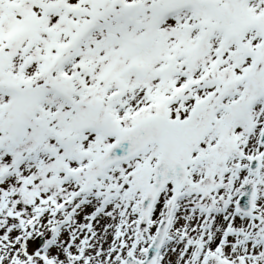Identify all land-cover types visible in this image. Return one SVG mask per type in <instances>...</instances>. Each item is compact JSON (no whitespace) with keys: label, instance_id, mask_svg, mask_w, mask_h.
<instances>
[{"label":"snow or ice","instance_id":"1","mask_svg":"<svg viewBox=\"0 0 264 264\" xmlns=\"http://www.w3.org/2000/svg\"><path fill=\"white\" fill-rule=\"evenodd\" d=\"M0 264H264V0H0Z\"/></svg>","mask_w":264,"mask_h":264}]
</instances>
